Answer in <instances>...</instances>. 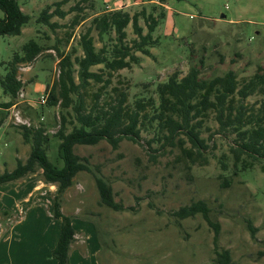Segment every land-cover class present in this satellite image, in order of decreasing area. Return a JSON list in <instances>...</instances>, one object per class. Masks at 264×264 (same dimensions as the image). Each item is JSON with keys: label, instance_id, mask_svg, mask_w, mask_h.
<instances>
[{"label": "rangeland", "instance_id": "374dc122", "mask_svg": "<svg viewBox=\"0 0 264 264\" xmlns=\"http://www.w3.org/2000/svg\"><path fill=\"white\" fill-rule=\"evenodd\" d=\"M18 2L32 18L20 35L0 36V74L6 73L7 63L15 53H22L23 45L29 40L39 41L44 50L33 61L19 65L25 94L21 90L18 98L12 100V106H4L11 97L0 85V122L3 123L0 125V173L14 170L19 159L25 162L31 153V143L24 139L23 125L45 127L50 135L49 158L63 166L59 154L61 139L57 134L62 114L67 117L68 132L78 124L76 112L73 107L50 105L48 100L41 104L39 99L42 94H47L49 99L52 87L58 83L62 55L70 54L74 60L83 55L80 37L88 28H92L97 49L104 44L110 48L116 42L114 30L99 37L92 21L97 14L120 8L131 15L139 13L144 33L150 24L146 16L153 14L159 19L153 32L155 41L148 46L151 55L135 51L139 62H132L130 67L114 71L112 75H108L104 64L92 67L111 82L104 87V81L91 79L85 89L87 111L94 104L97 111L107 107L124 92V106L130 111L138 109L141 114L146 113L147 119L141 126L139 142L124 138L114 148L104 139L94 145L75 146V153L88 159L92 171H80L61 197L62 212L72 217L76 228L70 264H218L215 231L204 216L198 213L179 219L174 214L180 207L197 200L206 201L212 220L220 223L218 248L228 249L234 264H264V161L248 152H236L242 142L239 131L255 126L256 118L264 115V92L257 90L246 99L238 93L256 73L264 72V0ZM44 10L52 13L50 21L56 23L54 27L41 21ZM164 11L165 16L161 17ZM3 16L4 11L0 9V17ZM126 30L127 43L139 39L132 23ZM192 66H199L200 76L206 79L234 70L238 88L230 102L233 114L243 104L247 109L246 120L251 114L254 117L241 130L235 129L238 123L222 129L216 110L209 109L201 127V136L209 148L201 155L193 150L189 156L184 150L191 147L186 134L167 140L164 135L168 131L160 130L158 120L151 123L150 119L160 102L158 85L175 72L179 77L186 75ZM74 68L79 82V65L75 63ZM97 93L99 98L95 96ZM139 99H142L140 106ZM28 100L34 101L35 107ZM94 174L111 184L115 200L124 206L122 210L100 203ZM225 178L229 185H223ZM18 180L24 184L13 186L15 191L29 188L26 197L17 201H24L25 205L16 204L13 215L4 213L7 205L1 206L0 222H8L14 240L31 241L35 246L32 250L46 251L48 243L44 237L52 235L56 227L57 238L60 235V223L54 226L55 220L49 216L53 215L58 186L54 184L55 192H49L52 184L45 181L41 168ZM14 190L0 188V197ZM249 221L256 229L254 235ZM47 224L52 226L50 230L40 234ZM24 231L27 232L20 234Z\"/></svg>", "mask_w": 264, "mask_h": 264}, {"label": "trees", "instance_id": "16d2710c", "mask_svg": "<svg viewBox=\"0 0 264 264\" xmlns=\"http://www.w3.org/2000/svg\"><path fill=\"white\" fill-rule=\"evenodd\" d=\"M0 9L4 11V16L0 17V36L20 35L23 27L31 21L32 17L22 10L18 0H0ZM143 13L145 14L144 10ZM51 16L52 13L44 10L40 19L54 27L56 23L50 21ZM163 16H165V11L161 13V17ZM146 18L150 20V24L148 32L144 33L143 27L139 23V13L131 15L129 11L122 8L104 11L94 17L92 21L98 29L100 38L112 30L115 31L116 42L112 47L109 48L104 44L97 49L91 34L92 28H88L80 37L83 55L77 56L75 60L70 54L62 55L59 61V80L49 93L48 104L60 105L65 109L73 107L78 122L68 132L67 117L62 114L57 135L61 139L59 154L64 161L63 166L54 164L49 158L50 135L46 132L45 127L40 125L33 128L23 125L24 139L27 143H31V153L25 162L19 160L14 170H6L0 173V185H2L16 181L28 173L35 172L37 168H41L45 181L57 184V194L54 196L52 212L53 218L61 219L60 236L52 252L56 264H70V249L76 234L72 217L62 212L61 197L73 185L74 178L80 171H92L88 159L75 153V146L77 144L94 145L105 139L114 148H117L124 138H129L135 142L140 141L141 126L145 124L147 114H141L138 109L130 111L126 108L124 106L126 100L124 92L120 93L121 96L110 102L107 107L97 111V105L94 104L87 111L85 89L91 84V79L96 82L104 81V87H107L111 82L110 78L104 80L102 73L92 70L93 66L104 64L108 69V75H112L114 71L130 67L132 62H139V55L135 51L151 55L148 46L155 41L153 32L159 19L153 14H149ZM130 23L133 24L139 37V39H134L131 44L126 42V29ZM43 50V45L35 39H31L23 45L22 53H15L13 60L7 63L6 73L0 74V85L3 92L11 97V101L4 103L5 107L14 104L12 100L18 98L23 87V82L18 77L19 65L33 61ZM75 63L79 65V82L75 78ZM237 85V75L232 69L224 76H217L212 79L201 77L199 66H192L190 71L182 77H179L178 73L175 72L166 82L158 85L160 102L156 107V113L150 119L151 123L158 120L157 127L160 130L166 129L168 131L164 135L167 140L173 139L180 133L186 134L191 147L184 149L185 152L192 156L193 150H196V154L201 155L209 148L206 139L201 136V127L204 118L208 116L209 109L216 110V117L222 129L238 123L235 129L239 130L243 126L249 125L252 117H254L251 114L246 120L247 109L243 104L240 105L239 111L233 114L230 102L232 101L231 97L237 91ZM112 89L115 90L116 88L113 87ZM257 90L264 92V72L256 73L238 90V93L242 99H246ZM95 96L99 98L100 94L97 93ZM141 100L139 99L137 102L138 106L141 105ZM151 103L154 105L153 99H151ZM32 106L34 107V105ZM262 108H264V103ZM227 110L229 112L225 116ZM254 125L239 131L242 142L237 145L236 152H248L253 158L264 161V115L258 116ZM148 143L150 144V141ZM94 175L100 193V203L114 210H122L124 206L115 200L111 184L102 176ZM224 184H230L227 178H225ZM198 213H201L209 225L214 228L216 262L218 264H234L231 252L228 249L220 250L218 248L220 223L212 220L210 208L206 201L197 200L184 205L174 214L179 219H185L194 217ZM248 226L254 235L256 229L250 221Z\"/></svg>", "mask_w": 264, "mask_h": 264}, {"label": "crops", "instance_id": "0c3cea01", "mask_svg": "<svg viewBox=\"0 0 264 264\" xmlns=\"http://www.w3.org/2000/svg\"><path fill=\"white\" fill-rule=\"evenodd\" d=\"M105 11H109V10H105ZM99 14H97V15H99ZM37 42H39V41H37ZM18 77L20 78L19 74H18ZM22 82H23V87L21 90L25 94V84H24L25 81L22 80ZM9 101H10V99L7 100V102H9ZM28 101L33 103V105L35 107L36 103L34 101H30V100H28ZM1 124H3V123H1ZM19 160H21V159H19ZM23 184H24V182L17 180L14 182L2 184V185H0V188H4L7 191H9V190H14L13 186L14 187H16L18 185L22 186ZM50 184H52L51 185L52 189H49V192L53 193V192H55V191H53V187L55 186V190H56V185H54V183H50ZM47 185L48 184L44 183V186H47ZM28 189H29L28 187H26L24 189L21 188V190L19 192L14 190L12 192H8V193H5L4 195H2L0 197V209H1V206L7 205L8 210H6L4 213H6V214L10 213L11 215H13L16 204H18L20 207L22 205H25V204H23L24 201H21L20 203H18L17 201H18V199H22L23 197H26L25 196L26 192H29ZM49 216L55 220L52 222L54 224V226H57V224H59V223H60L59 225H61V219L53 218L52 214H50ZM51 227H52L51 225L47 224L43 230L39 229V230H42L40 232V234L45 232V231L46 232L49 231ZM56 229H57V227H56ZM56 229L52 235L49 234L46 237H44V239L45 238L47 239L44 242L46 244L48 243L47 244L48 249L46 251H38V250H32L31 249V248L35 247V246H32V244H34V243L31 241L14 240V237L12 235L13 231H11V229L9 228L8 222H6L5 224H3V222L2 223L0 222V264H56V259L52 253L53 249L55 248L56 243L59 239V237L57 238V236H56V233H57ZM26 232L27 231H24L23 233H20V234H24ZM34 234H37V231L34 232ZM41 236H43V234ZM41 239H43V237H41L40 240ZM36 243L40 244L41 241H36Z\"/></svg>", "mask_w": 264, "mask_h": 264}, {"label": "built area", "instance_id": "2783aa9c", "mask_svg": "<svg viewBox=\"0 0 264 264\" xmlns=\"http://www.w3.org/2000/svg\"><path fill=\"white\" fill-rule=\"evenodd\" d=\"M21 95H23V94H21ZM47 100H48V95L47 94H42L40 96L39 101H40L41 104H45L47 102Z\"/></svg>", "mask_w": 264, "mask_h": 264}]
</instances>
